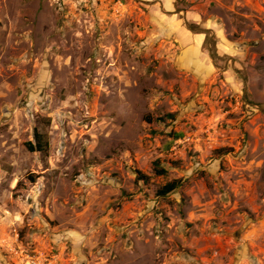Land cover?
Masks as SVG:
<instances>
[{"label": "rangeland", "instance_id": "1", "mask_svg": "<svg viewBox=\"0 0 264 264\" xmlns=\"http://www.w3.org/2000/svg\"><path fill=\"white\" fill-rule=\"evenodd\" d=\"M0 264H264V0H0Z\"/></svg>", "mask_w": 264, "mask_h": 264}, {"label": "trees", "instance_id": "2", "mask_svg": "<svg viewBox=\"0 0 264 264\" xmlns=\"http://www.w3.org/2000/svg\"><path fill=\"white\" fill-rule=\"evenodd\" d=\"M166 117L171 118L173 120L172 115H167ZM170 137H172L173 140H177L180 139L182 135L175 132H171ZM27 148L30 152L43 153L48 150L49 141L44 134L39 133L37 130H35L33 134V141L27 144ZM154 166H155L154 172L156 176L165 177L168 174V169L162 165L161 161H156ZM135 174H136L137 182H142L144 185L149 183V178L145 176L141 171L136 170ZM182 186H183V181L181 180H173L167 182L157 190L156 197L161 199L167 198L168 196L176 193Z\"/></svg>", "mask_w": 264, "mask_h": 264}]
</instances>
